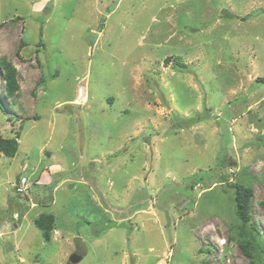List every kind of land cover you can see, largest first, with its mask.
Returning a JSON list of instances; mask_svg holds the SVG:
<instances>
[{"label":"rangeland","instance_id":"obj_1","mask_svg":"<svg viewBox=\"0 0 264 264\" xmlns=\"http://www.w3.org/2000/svg\"><path fill=\"white\" fill-rule=\"evenodd\" d=\"M114 1L0 0V264H264V0Z\"/></svg>","mask_w":264,"mask_h":264},{"label":"trees","instance_id":"obj_2","mask_svg":"<svg viewBox=\"0 0 264 264\" xmlns=\"http://www.w3.org/2000/svg\"><path fill=\"white\" fill-rule=\"evenodd\" d=\"M171 56H167L165 58L166 62L170 61ZM178 61V57L175 58V62ZM0 66L3 68L4 76L3 79L5 81L4 89L8 95L17 88L15 85V73L16 70L11 67V64L6 62L4 59H0ZM264 80V78H262ZM2 82V81H1ZM1 107V106H0ZM18 140L17 137L11 138H2L0 137V153L6 157H13L18 149ZM26 166V165H25ZM26 169V167H25ZM55 186V185H54ZM233 190V203L235 205V212L238 217L241 219L242 224L249 221L250 217V207H251V198H252V189L245 185L242 181H236L231 184ZM26 197V196H25ZM33 203L35 201L31 200ZM34 225L41 231V235L44 238V241H49L51 239V233L54 228V217L48 213H40L37 218L34 219ZM249 243V242H247ZM79 245L83 246L81 243ZM246 245H243V250L246 254L252 257V253H250L246 249ZM251 245V244H250ZM84 255V252L78 254L77 257L71 258V262H77Z\"/></svg>","mask_w":264,"mask_h":264},{"label":"water","instance_id":"obj_3","mask_svg":"<svg viewBox=\"0 0 264 264\" xmlns=\"http://www.w3.org/2000/svg\"><path fill=\"white\" fill-rule=\"evenodd\" d=\"M119 2V0H115L114 3L112 4V6L110 7V10H113L114 7L117 5V3ZM221 14L225 17H228V18H233L235 15L227 8H224L221 12ZM79 93H78V96L76 98L77 101H80L81 100V97H82V94H83V87H79ZM18 181V176L15 177V182ZM26 200H28L29 198L26 196L25 197Z\"/></svg>","mask_w":264,"mask_h":264},{"label":"built area","instance_id":"obj_4","mask_svg":"<svg viewBox=\"0 0 264 264\" xmlns=\"http://www.w3.org/2000/svg\"><path fill=\"white\" fill-rule=\"evenodd\" d=\"M25 165L23 166V170L25 169ZM27 178L21 174H19V178H18V184L16 186V190L21 193L25 190V188L27 187Z\"/></svg>","mask_w":264,"mask_h":264},{"label":"crops","instance_id":"obj_5","mask_svg":"<svg viewBox=\"0 0 264 264\" xmlns=\"http://www.w3.org/2000/svg\"><path fill=\"white\" fill-rule=\"evenodd\" d=\"M55 188H56V185H55Z\"/></svg>","mask_w":264,"mask_h":264},{"label":"clouds","instance_id":"obj_6","mask_svg":"<svg viewBox=\"0 0 264 264\" xmlns=\"http://www.w3.org/2000/svg\"><path fill=\"white\" fill-rule=\"evenodd\" d=\"M19 178V177H18Z\"/></svg>","mask_w":264,"mask_h":264}]
</instances>
